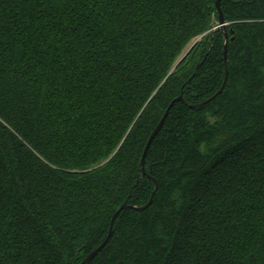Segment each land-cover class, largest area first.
<instances>
[{
    "label": "trees",
    "instance_id": "16d2710c",
    "mask_svg": "<svg viewBox=\"0 0 264 264\" xmlns=\"http://www.w3.org/2000/svg\"><path fill=\"white\" fill-rule=\"evenodd\" d=\"M216 1L0 0V264H81L125 204L88 264H264V0Z\"/></svg>",
    "mask_w": 264,
    "mask_h": 264
},
{
    "label": "water",
    "instance_id": "95a60500",
    "mask_svg": "<svg viewBox=\"0 0 264 264\" xmlns=\"http://www.w3.org/2000/svg\"><path fill=\"white\" fill-rule=\"evenodd\" d=\"M221 3H222V0H217L216 1V8L218 10V13H219V22H218V25L215 27V32H218L219 30H225L227 24L225 22V18H224V14H223V11H222V8H221ZM201 40V38L199 39ZM195 44H193L194 46ZM228 45H229V37L226 33V39H225V44H224V63H225V66H226V77H225V82H224V85L222 87V89L220 90V92L224 89L226 83H227V79H228V75H229V71H228V68H227V65H228ZM189 52H187L183 58L188 54ZM183 58L181 59V61L183 60ZM180 61V62H181ZM219 92V93H220ZM184 101V97L183 95L179 96L178 98H176L171 104L170 106L168 107V109L166 110L163 118L161 119V121L159 122L158 126L156 127V129L153 131V133L151 134L150 138H149V141L146 145V148H145V151H144V154H143V158H142V172L143 174H147L146 173V170H145V162H146V158H147V155H148V152L151 148V145H152V142L154 141V139L159 135V133L161 132L172 108L174 107V105L177 103V102H183ZM211 100H207L205 102H203L201 105H205L207 103H209ZM150 177V176H149ZM151 178V177H150ZM157 189V184H156V188H155V191ZM155 193V192H154ZM154 193L149 201V203L145 206V207H142V208H138V207H131V208H135V209H139V210H142V209H145L147 208L150 204H152V201H153V196H154ZM130 206L125 204L123 205L120 210L114 215L113 219H112V223H111V227H110V232L107 236V238L105 239V241L97 248L95 249L81 264H88L104 247L105 245L107 244V242L109 241V239L111 238L112 236V233H113V229H114V223H115V220L116 218L118 217V215L121 213L122 210L124 209H127L129 208Z\"/></svg>",
    "mask_w": 264,
    "mask_h": 264
},
{
    "label": "rangeland",
    "instance_id": "374dc122",
    "mask_svg": "<svg viewBox=\"0 0 264 264\" xmlns=\"http://www.w3.org/2000/svg\"><path fill=\"white\" fill-rule=\"evenodd\" d=\"M227 25H228V23H226ZM200 39V38H199ZM196 40V41H194L190 46H189V48H188V50H187V52H190L191 50H192V48H193V44H196L197 42H199L200 40ZM189 54V53H188ZM187 54V55H188Z\"/></svg>",
    "mask_w": 264,
    "mask_h": 264
}]
</instances>
